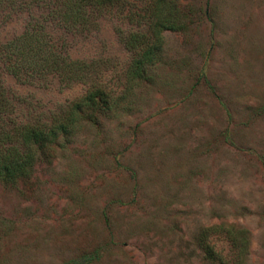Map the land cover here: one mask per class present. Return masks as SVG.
Wrapping results in <instances>:
<instances>
[{
	"label": "rangeland",
	"instance_id": "obj_1",
	"mask_svg": "<svg viewBox=\"0 0 264 264\" xmlns=\"http://www.w3.org/2000/svg\"><path fill=\"white\" fill-rule=\"evenodd\" d=\"M174 2L186 29L162 33L151 81L130 83L115 113L38 154L27 179L0 184V264H212L197 246L212 226L245 230L243 264H264V0ZM129 6L82 34L49 27L114 95L130 60L119 40L135 30ZM28 19L0 18V42ZM0 80L21 124L85 89L20 83L1 65ZM207 242L232 264L222 233Z\"/></svg>",
	"mask_w": 264,
	"mask_h": 264
},
{
	"label": "trees",
	"instance_id": "obj_2",
	"mask_svg": "<svg viewBox=\"0 0 264 264\" xmlns=\"http://www.w3.org/2000/svg\"><path fill=\"white\" fill-rule=\"evenodd\" d=\"M126 4H131L125 13L126 19L135 30L119 36L130 60L124 71L126 87L114 95L102 83L97 65L93 61L72 59L63 39L54 38L49 27L55 26L64 33L82 34L94 28L96 15ZM22 12L29 15L23 31L0 42L2 69L20 83L35 84L54 79L62 88L79 84L85 89L81 96L58 107L46 118L21 124L12 117L13 99L0 80L2 185L27 179L38 154L46 152L58 140L69 141L81 122L96 124L98 116L115 113L120 102L126 99L130 83L151 81L149 71L162 54V33L186 29L185 15L174 0H0L2 20ZM211 233L224 235L232 249V264H243L247 246L245 230L212 226L199 233L197 246L204 260L227 264L207 242Z\"/></svg>",
	"mask_w": 264,
	"mask_h": 264
}]
</instances>
